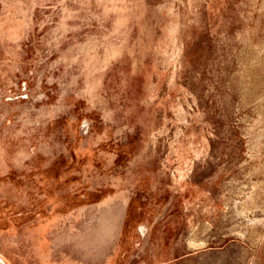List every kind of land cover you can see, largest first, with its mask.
Listing matches in <instances>:
<instances>
[{
  "label": "rangeland",
  "instance_id": "obj_1",
  "mask_svg": "<svg viewBox=\"0 0 264 264\" xmlns=\"http://www.w3.org/2000/svg\"><path fill=\"white\" fill-rule=\"evenodd\" d=\"M263 47L264 0H0V264H264Z\"/></svg>",
  "mask_w": 264,
  "mask_h": 264
},
{
  "label": "bare ground",
  "instance_id": "obj_2",
  "mask_svg": "<svg viewBox=\"0 0 264 264\" xmlns=\"http://www.w3.org/2000/svg\"><path fill=\"white\" fill-rule=\"evenodd\" d=\"M255 50H257V49H255ZM246 53H247V51H246ZM249 53H251V52H249ZM255 53H252V55L250 56L249 61L245 64V71H246V75L251 76L250 74H253L252 77L256 80L255 82H257L258 81V79H256L257 78L256 74H258L257 73V69L260 68L259 65L261 64V61H263V60H261V56H259L260 54H255ZM263 53H264V51H263ZM261 55H262V53H261ZM263 64H264V62H263ZM248 209H251V207H248ZM191 244H195V242L193 240H191Z\"/></svg>",
  "mask_w": 264,
  "mask_h": 264
}]
</instances>
